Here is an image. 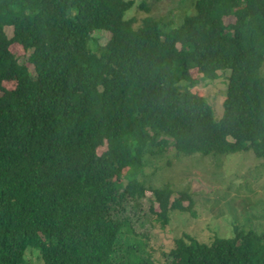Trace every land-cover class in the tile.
I'll return each mask as SVG.
<instances>
[{
  "label": "trees",
  "instance_id": "1",
  "mask_svg": "<svg viewBox=\"0 0 264 264\" xmlns=\"http://www.w3.org/2000/svg\"><path fill=\"white\" fill-rule=\"evenodd\" d=\"M133 4L0 0V264H25L27 251L40 264H156L150 229L126 207L149 189L162 228L194 215L187 193L141 181L168 138L184 155L264 164V0H194L180 24L126 18ZM225 70L216 114L189 87ZM244 228L208 242L183 230L165 264H264V228Z\"/></svg>",
  "mask_w": 264,
  "mask_h": 264
},
{
  "label": "rangeland",
  "instance_id": "2",
  "mask_svg": "<svg viewBox=\"0 0 264 264\" xmlns=\"http://www.w3.org/2000/svg\"><path fill=\"white\" fill-rule=\"evenodd\" d=\"M192 1V4H191ZM194 0H134L133 6L125 14L126 18L150 15L152 17L165 16L166 19L180 24L185 17L192 15ZM141 2L149 3L141 6ZM136 5H139L138 8ZM225 23L234 22V16L223 18ZM8 37L13 34V28L6 26ZM100 45L107 43L110 33L98 30L94 33ZM17 45V44H16ZM18 54V61L24 62L28 53L18 47H13ZM32 68V65H29ZM264 74V64L262 67ZM198 78V71L191 70ZM229 76L228 70L218 71V77L213 80L200 79L197 84L189 87L192 93L205 97L216 108V114L221 113V104ZM183 84V82H181ZM215 114V115H216ZM220 116V115H219ZM101 146L99 151L105 149ZM146 162L142 182L146 187L161 188L165 185L175 192L171 200L179 197L178 192L187 193L190 197L182 200L187 206L190 201V210L184 214L176 211L171 217L170 225L161 227L156 219L158 203L155 202L151 190L144 191L143 197L137 200L136 205H127V210L136 229L142 232V227L151 232L150 244L156 264H165L167 253L173 245L174 238L184 230L191 235L205 241H210L216 234H231L234 226L244 229L260 230L264 228V164L254 155L223 154V155H184L179 153L172 141L168 138L165 149L157 155H145ZM175 217V218H174ZM166 254V255H165ZM25 264H40L37 255L30 251L24 254Z\"/></svg>",
  "mask_w": 264,
  "mask_h": 264
}]
</instances>
